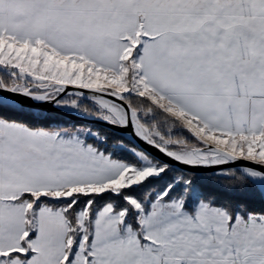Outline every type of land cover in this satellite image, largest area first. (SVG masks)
<instances>
[{
    "label": "snow or ice",
    "instance_id": "6c2138e0",
    "mask_svg": "<svg viewBox=\"0 0 264 264\" xmlns=\"http://www.w3.org/2000/svg\"><path fill=\"white\" fill-rule=\"evenodd\" d=\"M0 264H264V0H0Z\"/></svg>",
    "mask_w": 264,
    "mask_h": 264
}]
</instances>
